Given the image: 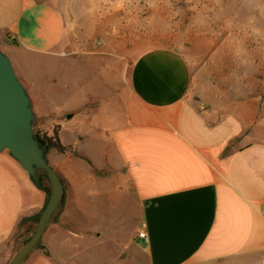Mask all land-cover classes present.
Returning <instances> with one entry per match:
<instances>
[{"label":"crops","instance_id":"0c3cea01","mask_svg":"<svg viewBox=\"0 0 264 264\" xmlns=\"http://www.w3.org/2000/svg\"><path fill=\"white\" fill-rule=\"evenodd\" d=\"M5 49L38 117L74 151L83 137L62 143L65 123L97 130L96 109L47 111V79L17 56L91 57L126 89L121 116L106 123L107 173L46 152L69 190L49 237L82 241L87 252L102 247L88 264H264V0H0ZM99 184L101 209L89 202ZM46 200L44 185L1 152L0 264ZM115 233L125 237L111 241ZM45 242L22 264H75Z\"/></svg>","mask_w":264,"mask_h":264},{"label":"rangeland","instance_id":"374dc122","mask_svg":"<svg viewBox=\"0 0 264 264\" xmlns=\"http://www.w3.org/2000/svg\"><path fill=\"white\" fill-rule=\"evenodd\" d=\"M2 52V51H0ZM5 54L10 61L13 59V53L9 49H5L2 52ZM16 63H28V71L32 72L34 75L41 76L42 78L47 79L43 82L44 88H46L45 96V109L55 115H64L66 110L75 108L80 104H90L93 108L96 109L97 117V130H87L84 126V129L80 132L76 128H71L68 123H65V127L61 133V141L65 144H73L77 139V136L83 137L80 143L75 148V152L78 156L73 154H66L69 157H80V166L86 168V165H90V162L94 167L100 172H106L107 169L104 163L105 152L103 140L105 138V132L107 127L112 126L111 123L107 125L108 120H113L117 117V114L121 116L122 114V96L121 91L126 90L123 86L121 78L114 73L109 66L95 62L91 57L81 56L79 57L80 61L76 62L75 59L66 58L59 60H38V58L33 56H26L25 54H19L17 56ZM117 60L110 59V62L115 63ZM43 64L42 66H40ZM22 66V64H21ZM21 71H22V67ZM18 80L21 82L22 76L21 73L16 74ZM22 83V82H21ZM24 85V84H23ZM264 95V94H263ZM264 101V99H263ZM34 114L35 122L33 124V129L35 131L42 130L50 133L52 129H55L53 121L45 123L41 118L38 117V105L37 100L33 98L31 102ZM71 113H67L65 118H69ZM47 161V158H46ZM86 170H88L86 168ZM98 171V172H99ZM42 184L45 186L47 196L49 194V184L47 179L42 180ZM108 186L107 184H105ZM78 188V186H77ZM106 188V187H104ZM103 185H98V191L94 192L93 196L89 197V202L91 206H98V209L103 206V195L102 192L105 190ZM85 187L79 188V193H81L80 199L83 204L86 200V191ZM68 189L65 188L63 199L59 204L58 208L52 215L49 220L39 243L37 246L28 254L23 262L28 260L33 254L39 252L46 240H49V247L51 252L56 255V251L60 250L64 253L62 258L63 260L70 259L71 262L75 264H88L87 256L92 253L98 257L102 253V247L88 249L86 251V244L82 241L77 240L76 244H62L61 236L56 235L49 237L47 234L52 224L57 218V215L60 211V206H63V201L68 199L69 193ZM96 208V207H95ZM37 221L35 220L29 227L27 232L24 231L23 235L15 241V247L13 253L21 246L22 240L30 237L36 227ZM84 226H82L83 228ZM83 229L86 230V227ZM88 229V228H87ZM129 229V228H128ZM127 228H124L120 232H128ZM68 231L79 232L82 231L81 228L76 226H68ZM125 237L123 233H115L110 237L111 241L113 237ZM105 239V236H104ZM114 243L110 242V246ZM62 245V247L60 246ZM92 250V251H91ZM58 253V252H57ZM99 260V259H97ZM22 262V263H23ZM67 262V260H66ZM70 264V263H69Z\"/></svg>","mask_w":264,"mask_h":264},{"label":"water","instance_id":"95a60500","mask_svg":"<svg viewBox=\"0 0 264 264\" xmlns=\"http://www.w3.org/2000/svg\"><path fill=\"white\" fill-rule=\"evenodd\" d=\"M34 122L30 97L18 80L11 61L0 52V153L7 151L34 184H39L43 176L49 184V194L33 234L15 251L8 264H22L39 243L64 195L60 175L48 165L46 152L35 138Z\"/></svg>","mask_w":264,"mask_h":264},{"label":"trees","instance_id":"16d2710c","mask_svg":"<svg viewBox=\"0 0 264 264\" xmlns=\"http://www.w3.org/2000/svg\"><path fill=\"white\" fill-rule=\"evenodd\" d=\"M33 131L35 134V138L39 141L40 146L45 150V152H47L49 150H54L57 153L62 154V155L73 154L75 156H78L77 153L73 150V148H71L70 146H65V145L61 144V142L59 141V138H58V129L57 128L52 129L50 131V133L42 131V130L35 131L34 129H33ZM43 179H46V178L44 176L41 177L40 183L37 184V186L43 187V185H42ZM44 188H45V186H44ZM45 191H46V189H45ZM36 221H37V219H36ZM30 237L22 240L21 245L23 243H25ZM44 253L46 255H48L47 252H44Z\"/></svg>","mask_w":264,"mask_h":264},{"label":"built area","instance_id":"2783aa9c","mask_svg":"<svg viewBox=\"0 0 264 264\" xmlns=\"http://www.w3.org/2000/svg\"><path fill=\"white\" fill-rule=\"evenodd\" d=\"M138 237H139L140 239H145V233H144V232L139 233V234H138Z\"/></svg>","mask_w":264,"mask_h":264}]
</instances>
